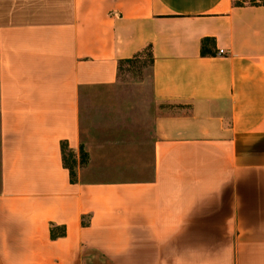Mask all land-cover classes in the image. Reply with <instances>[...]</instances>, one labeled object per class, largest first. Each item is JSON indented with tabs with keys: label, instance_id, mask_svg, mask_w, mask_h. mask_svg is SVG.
Listing matches in <instances>:
<instances>
[{
	"label": "crops",
	"instance_id": "0c3cea01",
	"mask_svg": "<svg viewBox=\"0 0 264 264\" xmlns=\"http://www.w3.org/2000/svg\"><path fill=\"white\" fill-rule=\"evenodd\" d=\"M146 49L148 104L82 112ZM0 264H264V6L0 0Z\"/></svg>",
	"mask_w": 264,
	"mask_h": 264
},
{
	"label": "rangeland",
	"instance_id": "374dc122",
	"mask_svg": "<svg viewBox=\"0 0 264 264\" xmlns=\"http://www.w3.org/2000/svg\"><path fill=\"white\" fill-rule=\"evenodd\" d=\"M247 1V0H244ZM150 64L148 52L142 53L137 60L122 65L118 74V83L107 90H90L81 95L82 112L133 111L135 99L145 105L150 100ZM111 99H116L111 102ZM93 122V121H92ZM94 122H98L95 121ZM85 140V134L82 136Z\"/></svg>",
	"mask_w": 264,
	"mask_h": 264
},
{
	"label": "trees",
	"instance_id": "16d2710c",
	"mask_svg": "<svg viewBox=\"0 0 264 264\" xmlns=\"http://www.w3.org/2000/svg\"><path fill=\"white\" fill-rule=\"evenodd\" d=\"M232 4L236 7H241V6H245V5H250V6H264V0H232ZM145 51L148 52V62L151 66L152 63V55L149 51V49L144 50L143 52L139 53L138 55H136L135 57H133L132 59H128L125 61H121L118 65V74L120 72V69L122 67V65L126 64V63H131L134 60H137V58L144 53ZM202 55H203V51H202ZM61 152H62V160H63V165L66 169H68L69 171V175H70V181L71 182H75V171H74V167H75V161L72 159V154L67 151L66 146L64 144H61ZM81 155V163L84 162V156L85 154L83 153V151H81L80 153ZM64 235V230H62V232L60 233H56L54 230V227H52L50 229V236L52 239L57 238L58 236H62Z\"/></svg>",
	"mask_w": 264,
	"mask_h": 264
}]
</instances>
